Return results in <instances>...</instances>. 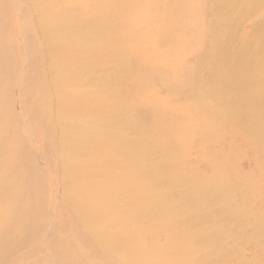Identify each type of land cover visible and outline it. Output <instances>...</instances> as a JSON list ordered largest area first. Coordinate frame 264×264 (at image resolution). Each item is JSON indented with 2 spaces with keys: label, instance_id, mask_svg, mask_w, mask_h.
Segmentation results:
<instances>
[{
  "label": "bare ground",
  "instance_id": "obj_1",
  "mask_svg": "<svg viewBox=\"0 0 264 264\" xmlns=\"http://www.w3.org/2000/svg\"><path fill=\"white\" fill-rule=\"evenodd\" d=\"M11 1L20 22L16 38L21 53L27 54L29 33L39 30L44 39L39 46V54H50L41 64L45 71H49L50 82L37 92L41 95V101L45 100L43 107L49 119L42 110L37 111L38 108L30 112L25 110L30 101L27 98L29 95H24L27 90V65L17 66L16 58H8L1 52L7 45H0L6 71L12 67L22 69L19 75L16 74L17 90L13 89L10 74L4 82L1 81L0 264H264V223L258 224L261 215L253 210L256 208V194L250 196L251 202L248 203L247 196L242 195L240 200V197L235 196L234 188L237 184L240 187L248 185L246 176L240 173L239 165L250 168L252 162L258 159V151L264 153V143L261 142L264 140V126H259V131L256 125L259 120L262 121L259 119L261 116L264 118V106L252 107L255 102L264 99L257 100V97L252 96L262 91V88L255 84L249 87L250 81H240L237 89L229 90L227 87L233 88V79L227 78V75L222 80L218 78L223 99L227 94L239 95L237 100L233 98L230 101V111L238 116L245 131L255 134L256 139L253 140L259 144L258 150L250 148L253 157L245 153L244 157L235 156V183L225 184L220 178L225 174L224 167L228 163L217 160L220 156L224 159L222 151L206 153L197 159L199 149L186 146L193 142V138L188 136L189 132L197 135L194 144L196 138L199 142H205L207 137L204 131L222 124L221 120H209V123L203 120L205 123L201 128L194 125L192 116L190 120L183 121L180 128L177 123L181 121L177 118L182 119L187 112L190 114L189 107L179 108L177 116L172 113L163 116L162 113H154L148 103L142 101L147 107L146 104L141 106L128 96L132 86L130 82L139 84L144 76L155 82L154 75L148 77L145 74L146 68H133L128 61L124 65L114 61L105 62L109 58L119 57L120 52L114 51L112 54L102 48L87 51L75 47L68 40L54 38L53 30L62 27L57 32L59 36L69 29L79 28L109 39L104 35L110 31V17L96 18L94 25L70 22L66 17L56 21L54 11H67L61 10L54 1ZM24 1L27 7L23 6ZM121 1L125 2L122 3L125 12L127 0ZM27 16L35 17L26 20ZM218 22L209 23V26ZM26 35L28 38L24 41ZM260 36L264 39V32ZM225 39L227 42L230 40L229 36ZM248 44L249 41L240 44L243 46L242 51L249 49ZM127 49L122 48L123 51ZM131 49V52L139 50L135 46ZM26 54V62L34 64L37 61ZM77 57L85 65L94 68L88 72L95 75L97 80H93L94 83L87 81L86 85L82 80H74V85L72 79L83 77H73L70 72L65 76L62 66ZM216 61L212 62L214 69L217 67ZM259 68L261 73L257 77L261 78L264 64ZM211 72L215 74L213 70ZM82 74L87 77L85 71ZM121 78H132L123 85L124 92L120 91L119 86L106 89L105 84L112 81L119 84ZM215 83L214 87L217 86ZM186 84L191 93V83ZM259 84L264 85L262 78ZM167 86L176 91L183 87ZM171 88L166 91H171ZM15 94L23 119L21 131L14 130L19 125V118L11 119ZM2 102L7 108L3 109ZM245 102H249V108ZM203 106L201 104L204 117L207 112ZM245 107L251 110L244 111ZM181 109L186 112L181 114ZM255 109L263 115L257 114ZM41 126L53 131L48 134ZM173 126H176L175 130ZM170 132L171 135L177 133L173 137L179 144L177 148L176 145L171 148L173 144L168 141ZM241 140L243 146L250 142L244 136ZM43 144L48 147L45 162L53 177L51 180L57 183V187L46 186L42 176L35 175L36 160H43L42 149L39 150ZM192 152L196 154L194 157L189 156ZM57 153V162L53 163ZM200 164L205 167L200 169ZM59 177L62 183H58ZM27 186L28 198L31 200L29 203L24 202ZM42 187L45 188L44 197L31 195L32 189L40 190ZM246 189L258 193L252 185ZM47 195H52V199L46 204ZM190 202L194 205L191 212L184 211ZM43 204L48 205L46 208L49 213L42 211ZM48 215V224H40ZM30 219L32 225L25 230L23 221L25 223ZM69 229L74 230L71 235L66 233ZM58 235H66L64 240L70 235L80 242V246H76L81 250L75 251V245H66L67 242ZM41 244L46 250H41L45 249ZM66 248L69 250L65 251Z\"/></svg>",
  "mask_w": 264,
  "mask_h": 264
},
{
  "label": "rangeland",
  "instance_id": "obj_2",
  "mask_svg": "<svg viewBox=\"0 0 264 264\" xmlns=\"http://www.w3.org/2000/svg\"><path fill=\"white\" fill-rule=\"evenodd\" d=\"M51 1H54L61 10L67 11L65 13L54 11L56 21L66 17L70 22L77 21L80 23L94 25V23L97 22L96 18H103L104 16L111 18V20L108 22V25H110V31L107 35H104L109 39H103L95 35L93 32H88L79 28L69 29L59 36L57 35V32L62 29V27H59L58 30H53V35L56 40H68L75 47H82L87 51L95 50L96 48H102L103 50L109 51L112 54L114 51L121 53L119 57L116 56L115 58H109L105 62L114 61L124 65L128 61L130 66L133 68L139 67L143 70L146 68L144 70L145 74L148 75V77L154 75L155 82L154 79H146L145 76L140 79L139 84H136L135 82L132 84V82H130L132 86L130 88L128 85L130 88L128 96L133 98L135 103H140L141 106L148 103V106L151 105V108H148L152 109L154 113H162L163 116H166L168 113H172L177 116V111L179 112V108L189 107L188 109L191 110H188L190 114L187 112L182 119L177 118L181 121L177 123L179 126H183V121L186 122L187 120H190L192 116H194V125L201 128L205 123L203 120H206L208 123L209 120H213L214 122H216V119L221 120L222 124L219 123V125L217 124L211 129L204 131L205 136L207 137L205 142H199L198 138H196L194 144V137H197V135H193L192 132H189L188 136L191 139L193 138V142L192 144H188V141H186L188 144L186 146L199 149L196 156L197 159L206 153L214 154L215 152L219 153L222 151L225 155L224 159L220 156L217 160L218 162L222 161V163L224 162V164H228L225 165V174H223L222 178L220 179L221 181L223 180V183L225 184H227V182L230 184L233 182L235 183V171L233 169L236 159L235 156L239 155V157H244V153L252 156L250 153L252 148L258 150L259 144L253 140V138L256 139L255 134L250 131H245L238 116L233 115L230 111L232 106L230 101L233 98L237 100L239 95L227 94L225 99H223L224 97L221 95V91L223 89H219L218 82L219 80L224 79V77L227 75V78H232L234 81L232 86L233 88H227L229 90H234L237 89L240 81L247 83L250 81V84H248L249 87L253 86L251 84H255L256 87L262 88V91L253 93L252 96L257 97L255 98L257 100L264 98V85L261 86L259 84L261 78L264 84V75L262 74L261 78L257 77L261 73L259 67L264 64V39L260 38L263 37L260 36V33L264 32V0H127V8L125 12L122 7V3L125 2H120V0ZM254 4L258 6L256 7ZM27 5L28 4L24 1L23 6L27 7ZM35 16H27L26 20L29 17ZM246 19L247 21H245ZM217 20H219V22L215 23V28V24H213V26H209V23L212 24ZM149 22L150 24L147 25ZM152 22H154L153 25ZM19 24L20 22L14 10L13 2L11 0H0V45H7V47L2 49L1 52L4 53L8 58H16L17 66L27 65L25 74V77H27V90L24 95H29L27 98L30 99V101L25 107V110L30 112L38 108L37 111L42 110L45 116L48 117V113L43 107L45 105V100L41 101V95L37 92L39 89L43 90L45 84L48 85L50 82L49 71H45L41 66L43 60L48 59L50 54L48 52L39 54V46H41V43L44 41V39L41 36V32L39 30H34V33H29L30 44L27 45V54H25H29L32 60L37 61L34 64L26 62L24 59L25 54L21 53L20 44L17 42L18 38H16ZM226 35L230 38L228 42V38L225 39V37H227ZM27 38L28 35L24 37V41L27 40ZM248 41V45L250 47L244 52L242 51L243 46H240V44H245ZM9 45L11 47H9ZM133 46H135V49L139 50L136 52H131V47ZM123 47H128L127 51H123ZM144 47L145 50H142ZM22 52H25V49H22ZM1 57L2 55L0 53V90L2 88L1 81L4 82L8 74L12 76L11 84L13 85V89L17 90L16 74L19 75L22 69L20 68L16 70L15 67H12L10 70L6 71L2 62L3 59ZM213 61L214 63L215 61L217 63L216 69H214L212 65ZM243 62H245V64ZM62 67H64L62 70H64L65 76H67L70 72L73 77L77 75L83 77L81 79H72L74 85H76L74 80H82L86 85H88L87 81L94 83L93 80H97L94 77V74L90 75L88 73L89 71L94 70V68L92 66L85 65L82 62V59L79 57H77L72 62L66 63ZM212 70L215 74H212ZM83 71L86 72L87 77L83 76ZM104 75H106V73ZM185 75H188V77H185ZM43 77L46 78L43 80ZM218 78L220 79L218 80ZM130 80H132V78H121L119 80V84L112 81L109 84H105V87L107 86L106 89H111L112 87L119 86L120 91L124 92L123 85L128 83ZM186 83H191L189 87L192 89L191 93L194 95V97L191 95L189 91L190 89H188ZM214 83L218 87H214ZM167 85H173L176 88H178V85L179 88L180 86L183 87L176 91ZM167 88H171V91L167 92ZM213 90H217L218 92L215 93ZM173 92L175 93L174 95ZM168 93L170 94L168 95ZM123 95L124 94L122 93V96ZM129 97L126 99H130ZM15 99V103L11 106V110H13L11 119L19 118V125L14 128V130L21 131L23 119L21 111L17 105L16 94ZM222 100L229 101L225 102ZM142 101L146 103H143ZM262 101L255 102L256 105L254 104L252 107L255 108L260 105L264 106V99ZM200 103L204 105L203 107L205 108L203 110H206L207 112L206 116L204 117L201 112L202 109ZM245 104L247 107L249 106V102H245ZM1 106L3 109L7 108V105H5L3 102L1 103ZM146 107L143 108L144 110H142L145 111ZM247 107L244 108V111L249 108ZM184 111L186 112V110L181 109V114L185 113ZM255 111L257 114H264H262L261 111H257L256 109ZM33 119H36V117H33ZM177 119L175 118L174 120L178 121ZM259 119L262 121L259 120L256 124L258 127L256 125L255 126L260 131L261 129L259 126H264V118L261 116ZM188 125H190V122H188ZM175 127L176 126H173L174 130ZM41 128L45 129V132L48 134L50 131H53L49 130L51 128L48 129L44 126H41ZM176 134L177 133L174 132V135H171L170 132V139L168 138V141L173 144L171 147L172 149L174 148V145H176V148L179 145L178 142L174 141L175 138L173 139ZM243 136L247 138L248 141H250L248 144L244 145L245 147L243 146L241 140ZM257 137L259 139V136ZM37 139L38 137H36V140ZM261 142L264 143V140ZM228 143L231 144L228 145ZM44 148L46 149L44 150ZM47 148L48 147L46 144H43V147H39V150L42 149L41 152L43 155V160L39 162H37L38 159L36 160L34 167L35 175H41L45 180V184H47L46 186L57 187V183L51 180L53 177L50 174L47 163L45 162L47 158ZM32 154L34 153L32 152ZM195 155V152H192L189 156L194 157ZM57 157L58 153L53 159V163L57 162ZM257 158L258 159L255 161V163L252 162V166H250V168L239 165L240 173H244L242 175L243 177L246 176L248 185L243 184L241 187L240 184L233 185H235V196L240 197L239 200L242 198V195H244L247 196V202L250 203V196L252 194H256L258 205L256 201V208H253V210H255L259 216L261 215V222H258V224H261L262 222L264 223V153L261 150L258 151ZM200 165V169L205 167L204 164ZM188 166L189 164L186 165L185 168ZM31 174L32 171L27 178L28 181ZM59 179L58 183L61 182L60 177ZM33 181L35 180L33 179ZM225 184H223V186H225ZM250 185H252L256 191H258V193L248 191L246 188L250 189ZM245 191L248 195H246ZM27 192L28 186L26 190L27 196L24 201L25 203L31 202V200L28 198ZM31 192L33 197H44L45 188L42 187L40 190L32 189ZM47 198L46 204L49 202V199H52V195H47ZM191 200L193 201V199ZM47 206L43 204L42 211L46 210L48 212L49 209L46 208ZM193 206L194 205L192 202L187 203L185 206L186 210L184 211L191 212ZM39 209H41V207ZM31 221L32 219L26 221L25 223L23 221V228L25 230L32 225ZM48 222L49 215L44 219V222L40 224L47 225ZM73 232V229H69L66 233L71 235ZM70 235H68L65 240L64 238L66 235L58 236L67 242L66 245H75V251L81 250L76 246H80V242L70 237ZM38 246L39 245H36V247ZM43 247L45 249L42 248L41 250H46V247ZM68 250L69 248L65 249V251Z\"/></svg>",
  "mask_w": 264,
  "mask_h": 264
}]
</instances>
